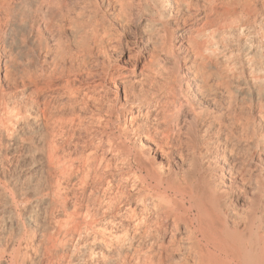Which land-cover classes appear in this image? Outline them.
<instances>
[{"label":"bare ground","instance_id":"6f19581e","mask_svg":"<svg viewBox=\"0 0 264 264\" xmlns=\"http://www.w3.org/2000/svg\"><path fill=\"white\" fill-rule=\"evenodd\" d=\"M35 263L264 264V0H0V264Z\"/></svg>","mask_w":264,"mask_h":264},{"label":"rangeland","instance_id":"374dc122","mask_svg":"<svg viewBox=\"0 0 264 264\" xmlns=\"http://www.w3.org/2000/svg\"><path fill=\"white\" fill-rule=\"evenodd\" d=\"M11 170H12V172H11ZM11 170L9 171V173H14L15 170H14V167L13 166H12ZM34 240L36 241L37 240V237H35ZM2 241H5V237H4V239H2ZM6 261L7 262L9 261V258L8 257L4 258L3 263H6Z\"/></svg>","mask_w":264,"mask_h":264}]
</instances>
